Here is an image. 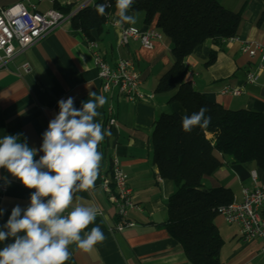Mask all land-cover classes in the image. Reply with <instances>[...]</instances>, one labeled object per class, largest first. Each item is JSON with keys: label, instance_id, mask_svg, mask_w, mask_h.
<instances>
[{"label": "crops", "instance_id": "0c3cea01", "mask_svg": "<svg viewBox=\"0 0 264 264\" xmlns=\"http://www.w3.org/2000/svg\"><path fill=\"white\" fill-rule=\"evenodd\" d=\"M16 1L0 0V5H10ZM218 1L239 15L235 34L239 39L264 42V0ZM42 3L39 4L40 9ZM116 12L114 4L109 8L101 28L91 31V39L98 42L100 54L108 64L113 65L117 59L123 58L130 60L134 67L141 68L143 74L139 90L149 97L135 102L123 97L113 98L116 125L111 135H106L98 146L103 159L95 187L76 192L73 200V207L82 204L98 209L95 222L84 231L99 226L105 239L91 251L85 252L76 244L70 245L69 251L75 264H191L181 244L165 226L167 199L175 186L170 179L159 176L152 158L150 139L153 122L162 112L184 113L178 101H169L174 90H156L159 78L173 61L171 42L163 35L153 41L151 49L142 47L139 40L132 38L126 45L120 44L121 27L114 23L118 19ZM128 14L137 19L133 26L155 27L144 22L142 11L129 9ZM85 38L67 18L0 67V138L6 134L23 133L21 140L26 137L30 147L39 149L42 133L59 112L57 102L71 96L74 97V106L79 109L82 102L93 99L89 92L107 99L106 104L97 109L101 115L95 118L96 122L104 124L109 98L100 90L97 70L85 45ZM217 39L218 42L208 39L198 44L185 58V79L191 81L209 100L226 108L264 113V62L257 56L250 57L240 52L237 42ZM211 51L215 53L214 59L207 62ZM24 62L30 63L29 72H24L20 67ZM247 71L257 74L256 84L246 81ZM225 84L240 87L242 93L237 96L222 94L221 88ZM113 151L119 158L121 170L138 207L128 212L135 226L122 231L111 229L116 221L115 208L102 186V177L109 175ZM43 155L42 151H38L34 158L38 160ZM216 155L221 165L202 177L205 187H229L233 200L239 201L242 188L252 185L251 174H255L257 183L264 181V167L257 168L254 161L245 164L249 175L241 178L232 168L230 156ZM5 178L10 183H6ZM34 191L25 187L7 169L0 168V209H4L3 215H0V230H4L2 226L14 206L19 205L22 209L29 206L30 195ZM262 212L264 214V208ZM214 223L223 238L219 252L221 264H264L260 240H244L236 226L227 224L221 214L215 216Z\"/></svg>", "mask_w": 264, "mask_h": 264}, {"label": "trees", "instance_id": "16d2710c", "mask_svg": "<svg viewBox=\"0 0 264 264\" xmlns=\"http://www.w3.org/2000/svg\"><path fill=\"white\" fill-rule=\"evenodd\" d=\"M109 6L103 16L96 5ZM115 0H95L78 8L69 17L71 26L91 38L99 30ZM65 14L71 8L61 7ZM132 11H142L144 22L161 30L171 42L172 64L161 75L156 90H174L169 101H178L184 113L162 112L151 131L152 158L162 178L175 186L167 199V231L181 244L191 264H221L223 238L214 223L220 205L233 201L229 187H205L202 177L220 165L217 153L231 157V166L241 178L247 177V162L264 167V113L249 109L226 108L209 100L186 80L185 58L208 39L236 34L240 17L218 0H133ZM211 51L207 62L214 59ZM206 107L211 117L207 127L182 129V117ZM6 230V229H4ZM11 239L0 242L4 247ZM66 264H75L72 256Z\"/></svg>", "mask_w": 264, "mask_h": 264}, {"label": "clouds", "instance_id": "9594fccd", "mask_svg": "<svg viewBox=\"0 0 264 264\" xmlns=\"http://www.w3.org/2000/svg\"><path fill=\"white\" fill-rule=\"evenodd\" d=\"M132 5L133 0H115L116 26L137 23L136 17L128 14ZM108 6L97 4L96 11L103 16ZM89 96L93 99L82 102L79 109L71 96L57 102L59 112L42 133L39 149L30 147L26 137L22 141L23 133L0 138V168L7 169L25 187L35 189L29 206H14L2 226L6 230H0V242L12 241L0 249V264H66L71 257L70 245L88 252L103 243L105 236L99 226L84 231L95 222L98 209L82 204L73 207L76 192L94 189L103 159L98 146L111 135L95 121L106 97L95 92ZM207 111L202 106L183 116L182 129L191 132L195 127H207L211 123ZM38 151L44 155L37 160ZM3 212L0 209V215Z\"/></svg>", "mask_w": 264, "mask_h": 264}, {"label": "built area", "instance_id": "2783aa9c", "mask_svg": "<svg viewBox=\"0 0 264 264\" xmlns=\"http://www.w3.org/2000/svg\"><path fill=\"white\" fill-rule=\"evenodd\" d=\"M48 3V8L42 10L39 4ZM93 0H17L16 2L0 5V67L18 53L34 44L44 34L55 28L63 20L70 17L82 5ZM71 8L64 13L61 7ZM161 30L152 27H136L123 24L121 27L120 44L126 45L130 38L140 41L142 47L151 49L153 41L161 38ZM221 42L232 41L238 43V50L250 57H258L264 62V42L242 40L236 35L219 37ZM85 45L91 52L100 82V90L109 98L105 108L103 128L112 130L116 125V112L113 98L123 97L130 102L146 100L149 95L139 90L143 70L134 67L128 59L119 58L113 65L108 64L101 56L98 42L85 38ZM24 72L31 70L29 62L20 66ZM257 74L247 71V82L256 84ZM222 94L240 95L242 89L225 84L221 88ZM252 185L241 190V199L220 205L217 213L223 215L227 224L236 226L237 232L244 240H260V251L264 252V181L256 182L255 174H251ZM102 186L109 195L115 208L116 221L111 229L122 231L135 226V222L128 216L131 209L138 208L134 202L125 174L120 167L119 158L115 151L110 157L109 175L102 177ZM67 213H65L66 215Z\"/></svg>", "mask_w": 264, "mask_h": 264}, {"label": "rangeland", "instance_id": "374dc122", "mask_svg": "<svg viewBox=\"0 0 264 264\" xmlns=\"http://www.w3.org/2000/svg\"><path fill=\"white\" fill-rule=\"evenodd\" d=\"M41 7H42V9H45V8H47V7H48V5H47V4H45V3H42ZM171 56H172V55H171Z\"/></svg>", "mask_w": 264, "mask_h": 264}]
</instances>
